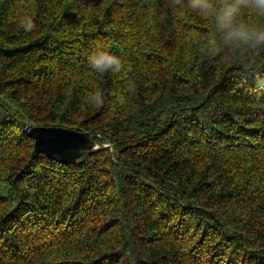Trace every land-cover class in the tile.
Returning <instances> with one entry per match:
<instances>
[{"label":"trees","instance_id":"obj_1","mask_svg":"<svg viewBox=\"0 0 264 264\" xmlns=\"http://www.w3.org/2000/svg\"><path fill=\"white\" fill-rule=\"evenodd\" d=\"M208 35L187 0H0V264H264V50L199 55ZM28 125L100 148L59 163Z\"/></svg>","mask_w":264,"mask_h":264},{"label":"clouds","instance_id":"obj_2","mask_svg":"<svg viewBox=\"0 0 264 264\" xmlns=\"http://www.w3.org/2000/svg\"><path fill=\"white\" fill-rule=\"evenodd\" d=\"M188 9L209 24L207 40L199 47L198 54L222 55L228 60H239L249 67V54L264 50V20H245V11L264 18V0H187ZM14 21L25 33L34 30V19L24 12H17ZM88 67L96 73L116 75L122 72L124 61L105 46L97 44L87 56ZM124 105L126 98L117 97ZM87 102L94 107L104 104V94L100 89L92 91Z\"/></svg>","mask_w":264,"mask_h":264},{"label":"water","instance_id":"obj_3","mask_svg":"<svg viewBox=\"0 0 264 264\" xmlns=\"http://www.w3.org/2000/svg\"><path fill=\"white\" fill-rule=\"evenodd\" d=\"M28 135L34 139V149L59 163H75L93 153L100 145L87 133L62 127L28 125Z\"/></svg>","mask_w":264,"mask_h":264}]
</instances>
